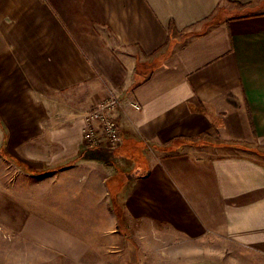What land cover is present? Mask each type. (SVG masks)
<instances>
[{
	"label": "crops",
	"instance_id": "obj_1",
	"mask_svg": "<svg viewBox=\"0 0 264 264\" xmlns=\"http://www.w3.org/2000/svg\"><path fill=\"white\" fill-rule=\"evenodd\" d=\"M113 94L120 146L85 147ZM0 123L110 195L121 157L113 263L264 264V0H0Z\"/></svg>",
	"mask_w": 264,
	"mask_h": 264
},
{
	"label": "rangeland",
	"instance_id": "obj_2",
	"mask_svg": "<svg viewBox=\"0 0 264 264\" xmlns=\"http://www.w3.org/2000/svg\"><path fill=\"white\" fill-rule=\"evenodd\" d=\"M8 133V125L0 123V264H116L112 254L125 240L111 230L126 226L121 219L120 181L126 178L121 157H112L116 175L109 190L115 196L104 186V167L48 163L50 157L36 154L40 149L28 155L23 144L11 150ZM132 176L134 180L136 173ZM103 213L108 218L100 219ZM124 249L126 257L133 255Z\"/></svg>",
	"mask_w": 264,
	"mask_h": 264
},
{
	"label": "built area",
	"instance_id": "obj_3",
	"mask_svg": "<svg viewBox=\"0 0 264 264\" xmlns=\"http://www.w3.org/2000/svg\"><path fill=\"white\" fill-rule=\"evenodd\" d=\"M121 105L122 100L118 96H111L87 113L83 127L85 147L112 149L121 143L122 131L115 118V112ZM131 105L135 109H141L137 102H132Z\"/></svg>",
	"mask_w": 264,
	"mask_h": 264
}]
</instances>
